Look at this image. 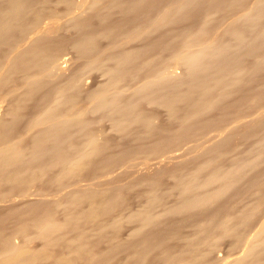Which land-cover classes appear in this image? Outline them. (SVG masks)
Wrapping results in <instances>:
<instances>
[{
  "label": "bare ground",
  "instance_id": "obj_1",
  "mask_svg": "<svg viewBox=\"0 0 264 264\" xmlns=\"http://www.w3.org/2000/svg\"><path fill=\"white\" fill-rule=\"evenodd\" d=\"M102 1L0 4V87L24 78L0 98V264H264V83L212 114L247 55L264 66V0H173L161 16L160 0ZM49 11L63 15L43 23ZM235 132L258 147L233 157Z\"/></svg>",
  "mask_w": 264,
  "mask_h": 264
},
{
  "label": "rangeland",
  "instance_id": "obj_2",
  "mask_svg": "<svg viewBox=\"0 0 264 264\" xmlns=\"http://www.w3.org/2000/svg\"><path fill=\"white\" fill-rule=\"evenodd\" d=\"M5 1V0H4ZM93 1V0H92ZM92 1L90 2V0H86V5L87 4H89V5H91V3H92ZM95 1H102V0H95ZM173 0H160V7H158V9L156 10V14H158V15H162L164 12V10H166V8H168L169 6V3L168 2H170V5L173 3L172 2ZM1 2H2V0H0V4H1ZM103 2V1H102ZM109 2V1H108ZM99 3V2H98ZM167 3V4H166ZM85 4V3H84ZM106 4H109V3H106ZM202 4H204V5H202ZM200 6H199V10H198V13H202L203 12V10L205 11V9H206V3H202ZM88 5V6H89ZM167 5V6H166ZM88 6H84V7H82V9H84V8H87ZM101 7V6H100ZM164 8V9H161V8ZM205 7V8H204ZM95 11V10H94ZM94 11H92V12H94ZM96 11H97V8H96ZM202 11V12H201ZM51 11H49V12H47L46 14H45V18H43V23H45V22H47V23H54V22H56L57 21V18H58V20L62 17V15L58 12V14L57 13H50ZM161 14H160V13ZM50 13V14H49ZM178 12H176V14H175V16L174 17H177V15H179V14H177ZM48 14V15H47ZM57 14V15H56ZM85 14H88V12H86ZM120 14V15H119ZM56 15V16H55ZM60 15H61V17H60ZM121 15H122V19H123V16H124V18H125V15H123V14H121V13H118V12H116V13H113L112 15H111V19H110V21L109 22H113L114 20L116 21V19H121ZM53 18H52V17ZM129 16V15H128ZM153 16H155V13H154V15ZM114 17V18H113ZM120 17V18H119ZM174 17L172 16H170V18H169V20L171 19V18H173L174 19ZM47 18V19H46ZM127 18V17H126ZM46 20V21H45ZM181 21V22H180ZM180 21H177V22H175L172 26H170V27H179V26H184V25H190L191 23H192V21L191 20H180ZM189 21V22H188ZM168 22H171V20L170 21H168ZM165 27V28H164ZM167 26H163L162 28H160L159 29V31H157V33H159V35H161V34H163L164 32H166L168 29L166 28ZM163 29V30H162ZM194 30L196 29V27L195 28H193ZM192 29V30H193ZM193 30V31H194ZM65 31V29H63V31L61 32H59L58 33V35L59 34H63V33H65L64 32ZM69 30H67V32H68ZM74 32V31H73ZM131 31H129V33H130ZM69 34L71 33L72 35H73V33H72V31L70 32H68ZM68 33H67V35H68ZM132 33V32H131ZM130 33V34H131ZM70 34V35H71ZM132 34H134V33H132ZM69 35V36H70ZM74 35H75V33H74ZM157 35L156 33H154V34H152V36H150L151 38L152 37H155V36ZM149 37V38H150ZM203 37V36H202ZM201 37V38H202ZM119 38H121V37H119ZM103 41H104V43H103ZM102 41V43L100 44L101 46H103V47H108L107 45L110 43L109 41V43L107 42V40L105 41V40H103ZM108 43V44H107ZM103 44V45H102ZM112 45V44H111ZM100 46V48H102ZM105 47V48H106ZM125 49H127L128 47H124ZM73 51V50H72ZM70 49H69V51H68V56H70V57H72L73 58V60L75 61L77 58V53H75V51L74 52H72ZM65 52H67V51H65ZM264 53V52H263ZM6 54H8V52L6 53ZM71 54V55H70ZM74 54V55H73ZM6 55H4V57H5ZM76 58V59H75ZM253 56H250V55H247L246 56V60L248 61L247 63H246V66L249 68V69H247V73H244V77H243V80H244V78H245V81L247 82H243L242 84H241V86L239 85L238 86V89L234 92V93H232V95H230L226 100H225V102L224 103H222V104H220L219 105V107L220 108H217V109H215L214 110V112L212 113L213 115L215 114V115H222V114H225V112H228V111H230L231 110V108H230V104H233V103H235V102H237V101H239V99L240 98H242V97H244V96H247L249 93H250V91L251 90H253V88L256 86V85H259V84H262V83H264V66L262 67V68H260L258 71H254L253 69H252V60H253ZM6 59V58H5ZM80 60H87V59H84V58H82V59H80ZM75 63V62H74ZM76 64V63H75ZM75 64H73L74 66L73 67H75V66H77V65H75ZM169 64H171V62H169V63H166V65H169ZM72 67V65L70 66V68ZM73 67H72V69H73ZM250 67H251V69H250ZM178 69H179V72H181V70H180V68H177V71H178ZM250 71L253 73V75L250 73ZM99 73V72H98ZM91 74V73H90ZM90 74H88V75H90ZM100 74L101 73H99V74H97V72H93L92 73V76H89L90 78H88V83H90V86H91V84H93L94 83V86H95V83L96 82H98V84H100L99 82H102L104 79L100 76ZM247 74V75H246ZM249 74V75H248ZM19 76H17V78H16V76L14 77V78H16V79H14V80H12V83H10V84H12L13 86H14V83L16 84V85H18L19 83H22L23 81H24V78L22 77V75H20V74H18ZM97 75V76H96ZM245 76H247V77H245ZM100 77L102 78V80H100ZM20 80H19V79ZM57 77H50V79L48 78V80H50V83H51V81L53 82V81H55V79H56ZM92 78V79H91ZM99 78V79H98ZM255 78V79H254ZM95 79V80H94ZM247 79V80H246ZM253 79V80H252ZM16 80H18V81H16ZM58 81H59V79H57ZM56 80V81H57ZM98 80V81H97ZM100 80V81H99ZM21 81V82H20ZM95 81V82H94ZM59 82H61V81H59ZM8 85V86H10V87H8V86H6V87H0V88H2V89H0V98H1V96H2V94H3V92H4V90L7 92V89L9 88H12L13 86L12 85ZM50 85V84H49ZM48 85V86H49ZM96 85H97V83H96ZM89 86V85H88ZM47 88H49V87H47ZM8 89V90H9ZM46 90V89H45ZM242 95V96H241ZM38 95H36V97L35 98H38L37 97ZM227 103V104H226ZM226 107V108H225ZM151 108V109H150ZM149 109L150 110H152V111H156L155 113H157V111H158V113H159V117H160V123H161V125H164L165 127H168V128H173V127H175V126H177V124L173 121V120H171V119H169L168 117H167V115H166V110H164L162 107H156V106H150L149 107ZM31 110V109H30ZM36 110H38V109H36ZM35 109H33V110H31V111H36ZM30 111V113L31 114H33V113H35V112H31ZM39 111V110H38ZM37 111V112H38ZM37 112L35 113V114H37ZM165 112V113H164ZM217 112H219V113H217ZM104 122V121H103ZM106 122V121H105ZM174 122V123H173ZM102 124V123H101ZM103 125V124H102ZM101 125V126H102ZM105 125H106V127H107V122L106 123H104V125L102 126V127H105ZM160 125V128H162V127H164V126H161ZM24 129L26 128V125H24V126H22ZM22 127L20 128V131H19V133L18 134H20L21 132H23L24 131V129H22ZM262 128V127H261ZM260 128V129H261ZM259 129V130H260ZM135 134V133H134ZM136 135V134H135ZM135 135H130V136H132V138L134 139V138H136L135 137ZM242 134L240 133V132H235V134L229 139V147H232L233 145V147H235V151L233 152V154H232V156L233 157H237L238 156V158L239 157H241V156H245V154L247 155V154H249V153H251L252 152V150H255L257 147H258V137H253L252 138V136H248V137H242L241 136ZM111 136V137H110ZM130 136H127V137H125V138H127L128 139V137H130ZM109 137L111 138V142L112 143H115V142H117V140H119V139H117V138H119L117 135L115 136L114 134H110L109 135ZM117 137V138H116ZM115 138H116V141H115ZM132 138H129V142L128 143H131L132 141H133V139ZM114 139V140H113ZM126 139V140H127ZM130 140H132L131 142H130ZM148 142L149 140H143V142ZM134 142V141H133ZM142 142V141H141ZM145 142V143H146ZM255 142H257V143H255ZM237 146V148H236V146ZM253 146H255L253 149H251V150H248V148L250 149L251 147H253ZM264 149V147H262V149L261 150H263ZM238 154H240V155H238ZM198 155H201V154H198ZM223 160H225V159H223ZM223 160H222V162H223ZM224 163L226 164H229V163H231V159H227V160H225L224 161ZM262 167H264V165H262ZM172 167H170V169H171ZM170 169H168L167 170V172L168 171H170V173H171V170ZM153 173H157L156 175H157V177L158 176H160V178H159V180L160 181H158V182H161V190H163V189H165V190H169V188L173 185V181H174V177H172L173 178V181H172V184L170 183L171 182V180H172V178L171 177H169L170 176V174H168L167 172H156V171H152ZM264 172V171H263ZM152 173V175L150 174V176H148V178L147 179H144L145 181H144V183H143V181H142V184H143V186H144V189L145 188H147L146 186H148V183L147 182H149V181H151V180H153V179H151V178H156V177H154V176H156L155 174H153ZM167 173V174H166ZM160 174V175H159ZM166 174V175H165ZM169 175V176H168ZM169 178H171V180L169 179ZM158 180V179H157ZM92 181V180H91ZM90 181V182H91ZM141 182V181H140ZM155 182H156V180H155ZM85 183V182H84ZM132 182L130 181V182H128V184H131ZM147 183V184H146ZM141 184V183H140ZM146 185V186H145ZM162 185H163V187L164 188H162ZM168 185H171L170 187L168 186ZM143 186L141 187V186H139V189L141 190V191H143ZM168 186V187H167ZM141 187V188H140ZM95 188V190L96 189H99L98 187H94ZM137 188V190H139L138 189V187H136ZM136 188H134V191L132 192V191H130L128 194H126L125 193V195H126V200L127 199H129V200H127V202H130L131 201V203L132 202H134V203H136L137 202V200H138V196H136V193H138L137 192V190H136ZM164 190V191H165ZM140 192V191H139ZM129 195V196H128ZM137 197H135V196ZM128 196V197H127ZM171 200H174V199H168V202L169 203H171V202H173V201H171ZM241 198L240 197H238V198H234V200H231V202H230V204L228 205V206H231V207H229V208H232V207H239L240 205L242 206V204H241ZM136 201V202H135ZM234 201V203H232ZM240 202V203H239ZM9 207H12V205H10ZM9 207H7V208H9ZM28 207V206H27ZM6 208V210H8ZM64 208V207H63ZM61 210H62V208H61ZM178 219V217L177 216H175V217H169L168 218V222L170 223V222H172V221H175V220H177ZM256 222H258V219L256 220ZM182 227H184V228H181V230H182V232H188V233H190V229H191V231H192V228L190 227L189 228V226L188 225H184V226H182ZM184 229V230H183ZM172 240V241H171ZM229 242H231L230 240H229V238L228 239H223L222 240V244H221V251H222V254H226V253H230V252H228V250L230 251L231 250V247L229 246L230 245V243ZM174 243H176V240H174V239H170V241H168V244H174ZM221 251H219V252H221Z\"/></svg>",
  "mask_w": 264,
  "mask_h": 264
}]
</instances>
